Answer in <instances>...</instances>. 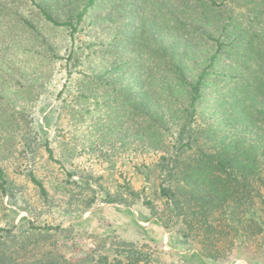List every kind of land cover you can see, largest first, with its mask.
<instances>
[{
  "label": "trees",
  "instance_id": "1",
  "mask_svg": "<svg viewBox=\"0 0 264 264\" xmlns=\"http://www.w3.org/2000/svg\"><path fill=\"white\" fill-rule=\"evenodd\" d=\"M100 201L144 204L195 264L264 256V0H0V264H165L115 233L65 257L57 219Z\"/></svg>",
  "mask_w": 264,
  "mask_h": 264
},
{
  "label": "rangeland",
  "instance_id": "2",
  "mask_svg": "<svg viewBox=\"0 0 264 264\" xmlns=\"http://www.w3.org/2000/svg\"><path fill=\"white\" fill-rule=\"evenodd\" d=\"M58 68L54 82L57 81V85L60 86L64 81L61 78L64 71L61 67ZM57 106L55 95L48 92L41 96L33 109V126L42 139L52 135ZM87 125L85 123L81 129L87 128L85 127ZM111 141L107 137L102 139L99 135L95 138L96 147L102 153L104 150L109 152L106 147ZM101 160L103 159L99 152L84 154L80 158V161L87 165H95L96 169L102 167L98 162ZM123 160L127 163L120 165L118 170L123 176L131 177L130 160L126 155ZM133 184L138 186L139 182L134 180ZM24 214L19 212L15 221L17 222ZM59 219L62 220L63 226L71 228L66 232L67 238L60 240L58 244L59 251L67 258L79 257L86 251L91 239L89 235L115 233L156 248L161 261L165 264H195L198 259L197 252L189 241L173 229L163 227L141 203L122 205L100 201L84 213L59 217L57 220ZM207 264H264V256L259 250L238 249L223 261H208Z\"/></svg>",
  "mask_w": 264,
  "mask_h": 264
}]
</instances>
